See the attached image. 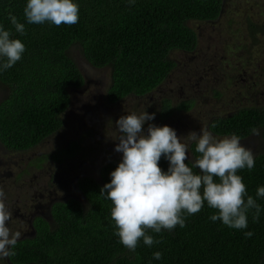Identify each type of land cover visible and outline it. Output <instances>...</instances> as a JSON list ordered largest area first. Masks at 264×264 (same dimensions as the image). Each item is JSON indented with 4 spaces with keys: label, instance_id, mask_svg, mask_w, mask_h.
I'll return each instance as SVG.
<instances>
[{
    "label": "trees",
    "instance_id": "obj_1",
    "mask_svg": "<svg viewBox=\"0 0 264 264\" xmlns=\"http://www.w3.org/2000/svg\"><path fill=\"white\" fill-rule=\"evenodd\" d=\"M79 6V19L73 25L56 26L51 22L30 24L24 16L26 0H0V26L11 38L25 45L22 57L11 68L0 71V144L4 152H26L53 136L63 124V114L71 105L70 92L84 85V77L72 57L78 50L93 69H108L110 83L106 91L109 104L127 97H142L159 87L175 68L172 52H193L198 37L192 22H213L222 11V0H73ZM25 25L22 35L15 31L9 16ZM249 32L264 36L260 25L248 22ZM4 62L0 59V64ZM162 118L171 117L173 109L163 102ZM192 101L175 107L189 111ZM260 129L263 147L255 155V166L238 170L251 195L260 205V215L253 221L247 214V227L233 229L221 221L213 222L217 210L205 201L202 209L185 215V226L146 234L159 241L151 247L138 242L135 252L124 247L115 235L111 218L113 204L100 190L111 180L119 159L101 166L99 178L80 177L75 182L83 201L70 198L50 206L49 219L34 218V236L18 240L10 264H264V197H257L264 187V107H242L226 116H213L207 129L216 137L236 134L241 140L253 136L250 129ZM79 143L70 142L36 164L52 159L61 164L75 156ZM191 166L195 144L189 145ZM163 171L169 162L159 161ZM40 166H36L39 168ZM199 171V169H193ZM214 180L218 178L214 177ZM202 191V190H201ZM246 199V198H245ZM252 232L246 237V232ZM160 252L159 260L153 253Z\"/></svg>",
    "mask_w": 264,
    "mask_h": 264
},
{
    "label": "rangeland",
    "instance_id": "obj_2",
    "mask_svg": "<svg viewBox=\"0 0 264 264\" xmlns=\"http://www.w3.org/2000/svg\"><path fill=\"white\" fill-rule=\"evenodd\" d=\"M263 21L264 0H222L217 20L190 23L198 37L197 47L191 53H171L175 68L159 87L145 96L127 97L115 104L106 101L109 70L93 69L78 50H72L84 85L70 92L71 105L63 114L61 129L29 151L1 152L6 154L0 160V174L4 179L1 185L13 197L15 194L19 197L12 198L13 206L7 201L10 209H16L11 210L13 215L8 226L21 232V238L29 237L33 216L41 213L48 219L52 202L70 198L83 201L75 186L76 180L98 179L102 165L112 159L122 160V153L114 148L119 135L116 121L123 115L154 113V119L144 124L145 134L149 124L167 125L182 137L207 129L213 116H226L242 107H264V36L252 34L248 29V22L260 25ZM3 94L0 87V99ZM166 100L173 114L162 118ZM184 101H192L193 107L189 111L175 110ZM70 142L79 143L73 158L61 164L50 158L36 164L43 156L55 154ZM241 143L251 148L254 156L263 147L257 136ZM187 155L190 159L189 152ZM0 264L8 263L5 259Z\"/></svg>",
    "mask_w": 264,
    "mask_h": 264
},
{
    "label": "clouds",
    "instance_id": "obj_3",
    "mask_svg": "<svg viewBox=\"0 0 264 264\" xmlns=\"http://www.w3.org/2000/svg\"><path fill=\"white\" fill-rule=\"evenodd\" d=\"M134 2L129 0L130 4ZM24 16L30 24L47 21L56 26L73 25L79 19V6L73 0H26ZM9 20L17 33H25V25L16 16L10 15ZM24 51L25 45L0 26V59L4 60L0 71L11 68ZM154 115L132 112L116 121L119 135L114 151L122 153V160L110 173L111 180L100 195L113 204L111 218L120 243L135 252L143 238V243L151 247L159 241L147 235L146 230L160 233L177 225L184 227L185 215L198 213L205 201L217 210V214L210 216L213 222L219 220L229 228L244 229L250 210H254L253 221H257L260 205L247 194L242 177L237 174L238 170L254 168L252 149L245 147L236 134L218 138L207 129L178 137L167 125L149 124L145 134L144 124L153 120ZM250 131L253 136L260 135L259 128ZM191 143L195 144L198 156L190 166L185 161ZM162 156L169 162L167 171L159 166ZM194 168L199 171L194 172ZM256 196L264 197V187L257 188ZM12 215L7 195L0 187V260L16 254L13 249L21 238V232L8 226ZM252 235L250 231L245 233L246 237ZM161 257L162 253H153L154 259Z\"/></svg>",
    "mask_w": 264,
    "mask_h": 264
},
{
    "label": "flooded vegetation",
    "instance_id": "obj_4",
    "mask_svg": "<svg viewBox=\"0 0 264 264\" xmlns=\"http://www.w3.org/2000/svg\"><path fill=\"white\" fill-rule=\"evenodd\" d=\"M1 152H2V153H5V152H4V149H3V147H2V145L0 144V160H2V158H4V155H6V154H2ZM11 153H14V152H11ZM3 181H4V179H3L2 175L0 174V186H2L1 184L3 183ZM2 187H3V186H2ZM3 189H4V191H5L6 195H7V201L13 206V199H12V198H14L15 200H18V199H19L18 195L15 194V197H13L12 192H8V188H7V187H6V188L3 187ZM54 202H55V201H54ZM54 202H52V203L50 204V206H51ZM50 206H49V208H50ZM49 208H48V215H49ZM10 210H16V209L11 208ZM25 210L27 211L26 208H25ZM19 212H20V210H19ZM37 217H40V218H42V219H43V218H44V219H47L46 217L43 216V214L39 213V214H36V215L33 216L32 221H33L34 218H37ZM49 218H50V217H49ZM49 218H48V219H49ZM30 227H31V230H32L31 235H30L29 237H23V238H20L19 240L29 239V238H32V237L34 236L35 231H34V229H33L32 222H31V224H30ZM6 260H7V259H6ZM7 263L10 264V263L8 262V260H7Z\"/></svg>",
    "mask_w": 264,
    "mask_h": 264
}]
</instances>
